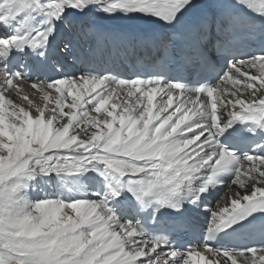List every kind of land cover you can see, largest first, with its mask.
Returning <instances> with one entry per match:
<instances>
[{"label":"snow or ice","instance_id":"6c2138e0","mask_svg":"<svg viewBox=\"0 0 264 264\" xmlns=\"http://www.w3.org/2000/svg\"><path fill=\"white\" fill-rule=\"evenodd\" d=\"M192 7L0 0V264H264V0Z\"/></svg>","mask_w":264,"mask_h":264},{"label":"bare ground","instance_id":"6f19581e","mask_svg":"<svg viewBox=\"0 0 264 264\" xmlns=\"http://www.w3.org/2000/svg\"><path fill=\"white\" fill-rule=\"evenodd\" d=\"M24 88H25L26 91H30V86L24 85Z\"/></svg>","mask_w":264,"mask_h":264}]
</instances>
